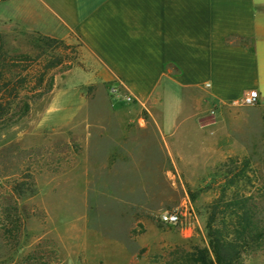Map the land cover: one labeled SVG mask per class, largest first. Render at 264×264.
I'll return each instance as SVG.
<instances>
[{
	"label": "rangeland",
	"instance_id": "1",
	"mask_svg": "<svg viewBox=\"0 0 264 264\" xmlns=\"http://www.w3.org/2000/svg\"><path fill=\"white\" fill-rule=\"evenodd\" d=\"M0 41L19 89L0 121V264H203L214 259L209 217L230 235L244 204L259 238L235 264H264L261 101L191 121L185 103L164 137L121 89L87 85L78 43L16 32ZM186 199L190 232L160 221Z\"/></svg>",
	"mask_w": 264,
	"mask_h": 264
},
{
	"label": "crops",
	"instance_id": "2",
	"mask_svg": "<svg viewBox=\"0 0 264 264\" xmlns=\"http://www.w3.org/2000/svg\"><path fill=\"white\" fill-rule=\"evenodd\" d=\"M12 32L78 43L87 85L133 96L164 137L185 103L188 121L251 91L264 104V0H0Z\"/></svg>",
	"mask_w": 264,
	"mask_h": 264
},
{
	"label": "trees",
	"instance_id": "3",
	"mask_svg": "<svg viewBox=\"0 0 264 264\" xmlns=\"http://www.w3.org/2000/svg\"><path fill=\"white\" fill-rule=\"evenodd\" d=\"M43 39L47 42H58V40L49 37H43ZM7 58L3 45L0 43V121L9 114L12 108L11 101L19 96V89L16 86L15 80L12 78L14 77L15 79L18 75H11L12 77H9L5 73V68L9 66ZM11 66L13 67L15 64ZM28 108L26 104L24 107V114H27ZM241 210L242 211L236 216L233 224L234 231L230 235H225L222 229L215 226L217 223V214L213 213L209 217L207 236L214 259H207V257L201 256L199 259L201 263L235 264L244 246L243 244H246L249 239L253 240V237L259 238L251 211L247 208L246 204H244Z\"/></svg>",
	"mask_w": 264,
	"mask_h": 264
},
{
	"label": "built area",
	"instance_id": "4",
	"mask_svg": "<svg viewBox=\"0 0 264 264\" xmlns=\"http://www.w3.org/2000/svg\"><path fill=\"white\" fill-rule=\"evenodd\" d=\"M111 91L119 92V87H112ZM125 99L133 102L134 97L127 94ZM261 101V95L258 91H251L245 94L241 99L232 100L228 104L232 106H254ZM160 221L165 224L178 226L185 232H190L197 221L195 210L189 199L184 201L181 207H177L174 211H166L160 215Z\"/></svg>",
	"mask_w": 264,
	"mask_h": 264
}]
</instances>
